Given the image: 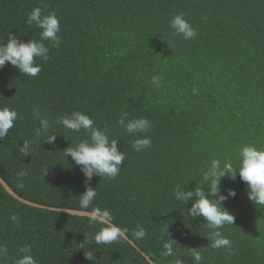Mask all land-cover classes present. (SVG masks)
Instances as JSON below:
<instances>
[{
  "label": "trees",
  "instance_id": "1",
  "mask_svg": "<svg viewBox=\"0 0 264 264\" xmlns=\"http://www.w3.org/2000/svg\"><path fill=\"white\" fill-rule=\"evenodd\" d=\"M35 7L42 15L56 13L61 43L44 42L49 59L36 60L35 78L7 64L0 69V107L18 113L0 139V176L13 192L43 207L108 210L155 264H195L191 249L200 264H264V209L247 199L238 177L220 184L222 193L236 192L224 204L234 223L221 229L230 249L212 248L203 219L187 216L192 201L174 196L177 186H199L213 159L236 167L241 146L264 150V0H0V42L8 33L25 43L39 40L40 30L25 24ZM177 14L195 29L194 39L173 34L169 22ZM155 75L162 76L159 87L151 82ZM34 108L50 120L41 137ZM73 111L120 140L125 153L115 180H91L97 195L88 209L79 204L83 174L63 154L87 138L60 125ZM124 112L151 122L150 147L132 148L139 137L117 125ZM51 134L53 144L40 140ZM24 141L28 156L19 151ZM104 226L25 205L0 185V245L8 249L0 264H16L26 245L37 264H91L84 258L89 250L96 264H149L127 240L97 244ZM137 226L147 232L143 239L134 236ZM165 239L175 242L172 256L162 255Z\"/></svg>",
  "mask_w": 264,
  "mask_h": 264
},
{
  "label": "clouds",
  "instance_id": "2",
  "mask_svg": "<svg viewBox=\"0 0 264 264\" xmlns=\"http://www.w3.org/2000/svg\"><path fill=\"white\" fill-rule=\"evenodd\" d=\"M25 24L31 28L40 30L39 40L31 39L23 42L17 36L8 33L7 42H0V69L6 64L15 67L22 76L35 78L41 72V67L36 63L37 59L47 61L49 59V47L45 41L53 46L59 47L61 38L58 35L60 31V22L55 12L48 15H42V9L35 7L27 16ZM169 26L174 35L181 36L185 40L196 37L195 29L184 19L183 14L175 15L169 22ZM162 76L152 77V84L160 86ZM196 89H193L195 94ZM33 116L39 119L40 128L37 130V136L41 137L50 128V120L47 117H41L38 108L33 109ZM18 113L7 106L0 107V139L6 137L9 131L14 127ZM66 130L73 133L83 131L86 139H82L75 146H68L64 149L65 157H70L75 166L84 177L85 191L79 196V204L82 209H88L97 193L95 188L90 187L93 177L115 180L121 171V164L125 160V153L118 148V139H110L105 130L96 126L95 121L88 115L79 111H73L69 115H64L59 120ZM117 125L122 128L129 136L139 137L132 143V148L141 152L151 145V138L145 135L151 128V122L146 118L129 119L128 113L124 112L117 120ZM57 135L51 134L42 138L44 143L53 144ZM31 146L30 142L24 141L19 151L28 156ZM238 165L218 159H213L202 176L203 182L192 190H186V187L177 186L174 189V196L177 200L185 203L192 201L191 207L187 209V216L190 218H202L205 226L210 230L208 239L212 241L211 247L214 249L231 248V241L225 237L221 229L226 225H233L235 217L225 207L224 204L236 196L233 189H228L222 193L220 189L221 180H239L246 186L247 199L258 209H264V150L258 149L253 145H243L238 152ZM45 174L47 171L44 172ZM27 176V172L18 173V177ZM22 186V185H21ZM205 186L207 191L202 190ZM11 220L18 221L16 215H12ZM93 224H103L100 230L95 234L94 240L97 244L109 245L117 241L127 239V229L120 228L112 223L111 213L104 209H93L89 216ZM166 229V228H165ZM164 229V232H165ZM163 232V234H164ZM147 235L143 226H137L134 236L137 239H143ZM171 239H165L163 244V256L173 255V244ZM192 252L195 264H200L202 257L195 251ZM8 249L0 245V258L7 255ZM19 258L16 264H37V260L30 254L31 246L26 245L19 249ZM84 258L96 264L94 251H84ZM177 264H183L177 261Z\"/></svg>",
  "mask_w": 264,
  "mask_h": 264
},
{
  "label": "water",
  "instance_id": "3",
  "mask_svg": "<svg viewBox=\"0 0 264 264\" xmlns=\"http://www.w3.org/2000/svg\"><path fill=\"white\" fill-rule=\"evenodd\" d=\"M0 185L2 186V188L15 200H17L20 203H23L25 205L28 206H32V207H36V208H42V209H46V210H50V211H54V212H62V213H66L69 215H73V216H79V217H87L89 218V216L91 215V213L86 212V211H79V210H69V209H56V208H49V207H43L34 203H31L21 197H19L18 195H16L13 190L5 183V181L1 178L0 176ZM128 241V243L134 247L136 250H138V252L147 260V262L149 264H155L152 260H150V258L143 253L129 238L125 239Z\"/></svg>",
  "mask_w": 264,
  "mask_h": 264
}]
</instances>
